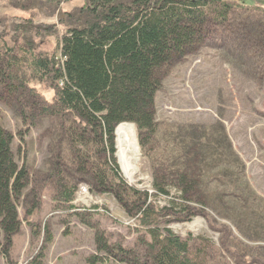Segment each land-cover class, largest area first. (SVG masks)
Returning a JSON list of instances; mask_svg holds the SVG:
<instances>
[{
    "label": "trees",
    "instance_id": "obj_1",
    "mask_svg": "<svg viewBox=\"0 0 264 264\" xmlns=\"http://www.w3.org/2000/svg\"><path fill=\"white\" fill-rule=\"evenodd\" d=\"M0 1L14 11L0 14V88L24 97L21 113L27 124L37 120L35 113L56 120V129L44 133L50 147L46 170L33 177L16 161L13 135L0 123L2 249L19 231L18 205L34 180L51 185L53 209L92 230L95 253L87 258L90 264L105 257L116 264H210L222 248L233 255L222 240L219 249L206 234L179 236L169 224L199 214L209 227L222 230L212 225L205 208H225L227 199L207 195L202 176L218 167L239 168V158L221 127L211 137L199 127L162 133L154 100L165 67L229 22L233 10L261 8L234 0ZM73 1L80 4L59 14L61 5ZM46 38H53L52 48L41 49ZM122 123L134 125L142 156L149 160L150 194L128 185L118 169L114 130L116 134ZM81 183L91 194L110 195L133 221L134 227H127L131 246L112 242L99 227L92 218L95 213L103 216L99 207L79 210L73 204ZM172 190L165 206L152 202ZM30 192L26 215L39 203L37 190ZM235 262L243 259L236 257Z\"/></svg>",
    "mask_w": 264,
    "mask_h": 264
},
{
    "label": "rangeland",
    "instance_id": "obj_2",
    "mask_svg": "<svg viewBox=\"0 0 264 264\" xmlns=\"http://www.w3.org/2000/svg\"><path fill=\"white\" fill-rule=\"evenodd\" d=\"M234 1L261 11L233 10L229 22L215 27L202 42L163 69L154 100L155 118L160 131L167 134L199 127L211 137L223 128L241 164L239 168L231 166L228 171L218 167L202 176L209 186L207 195L227 199L225 208L219 204L213 205V209L205 208L206 212L210 210L212 225L222 230L209 227L207 220L197 214L190 221L170 223L172 231L179 236L187 232L204 233L217 248L220 249L222 240L235 252L230 255L223 248L217 250L221 256L217 254L210 264H236V257L243 259L238 264H264V0ZM79 4L73 1L61 5L59 14ZM2 6L5 4L0 1V14H14ZM52 45L53 38H46L40 48L47 50ZM36 88L51 97L40 85ZM23 101L24 97L17 93L0 88V123L13 135L16 161L23 162L33 177L46 170L50 147L44 133L56 129V120L38 117L35 113L37 120L27 124L22 119ZM116 135L117 131L114 155L125 182L152 193L150 163L142 156L136 131L138 152L132 181L118 163ZM126 140L133 143L131 139ZM41 182L32 180L25 189L18 205L19 231L4 249L0 231V264H90L87 258L95 253L92 230L72 215L53 209L51 185ZM31 188L37 190L39 203L26 215L25 208L32 201ZM173 194L174 190L168 197L157 196L151 200L165 206ZM73 204L79 210L99 207L103 216L96 213L92 216L99 227L112 242L131 246L133 235L127 227L133 228L134 223L110 195L91 194L89 186L81 183ZM249 257H253L252 261L244 263ZM103 259L104 262L94 264H116L112 258Z\"/></svg>",
    "mask_w": 264,
    "mask_h": 264
},
{
    "label": "bare ground",
    "instance_id": "obj_3",
    "mask_svg": "<svg viewBox=\"0 0 264 264\" xmlns=\"http://www.w3.org/2000/svg\"><path fill=\"white\" fill-rule=\"evenodd\" d=\"M117 159L126 177L132 181L136 171L137 143L135 139V127L131 123H122L117 130ZM133 143H128V140Z\"/></svg>",
    "mask_w": 264,
    "mask_h": 264
},
{
    "label": "water",
    "instance_id": "obj_4",
    "mask_svg": "<svg viewBox=\"0 0 264 264\" xmlns=\"http://www.w3.org/2000/svg\"><path fill=\"white\" fill-rule=\"evenodd\" d=\"M132 124V123H131ZM133 125V124H132ZM134 126V125H133ZM114 135H115V130H114ZM138 147V146H137Z\"/></svg>",
    "mask_w": 264,
    "mask_h": 264
}]
</instances>
